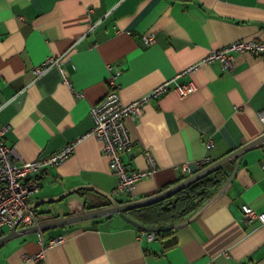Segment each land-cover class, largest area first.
<instances>
[{"label": "crops", "instance_id": "0c3cea01", "mask_svg": "<svg viewBox=\"0 0 264 264\" xmlns=\"http://www.w3.org/2000/svg\"><path fill=\"white\" fill-rule=\"evenodd\" d=\"M249 39L264 42V0H0V138L19 162L75 142L69 159L35 175L40 189L29 201L41 221L108 207L103 193L119 203L150 197L191 176L183 164L196 171L201 159L214 163L262 136L264 56L236 54L231 70L213 62L177 77L211 50ZM49 58L60 62L37 74ZM112 76L125 104L171 81L141 117L127 120L134 142L123 156L127 169L149 170L148 151L157 162L132 198L117 192L91 133V108ZM190 83L195 92L180 96L176 88ZM235 162L224 165L230 174ZM243 205L264 211V145L243 155L218 199L169 235L148 240L112 214L41 230V260L37 232L12 238L0 246V264H264V225L247 221Z\"/></svg>", "mask_w": 264, "mask_h": 264}, {"label": "built area", "instance_id": "2783aa9c", "mask_svg": "<svg viewBox=\"0 0 264 264\" xmlns=\"http://www.w3.org/2000/svg\"><path fill=\"white\" fill-rule=\"evenodd\" d=\"M143 38L147 44H152L156 41L155 36L152 34L144 35ZM243 53L264 56V42L258 39L239 40L233 41L219 49H213L199 63L187 67L177 77L192 74L201 64H211L213 62L220 63L224 70H231L234 67L235 55ZM59 62L60 59L49 58L43 63V68L41 70L36 69V72L40 75L49 68L58 65ZM62 74L64 80L67 81L66 73L62 71ZM170 82V80H167L147 95L125 104L122 102L117 90L116 77L112 76L109 80L108 93L102 101L91 108V115L94 119V127L91 133L103 143V152L109 159L111 170L118 178L117 192L127 195L128 198L133 197L137 183L149 177L157 168V162L148 151L145 155L149 162V170L127 169L123 156L130 153L134 147L127 120L141 117L144 106L151 99L158 98L169 91ZM176 90L180 96L186 97L194 93L196 87L190 83L179 85ZM78 96H82V94L78 93ZM259 117L264 124V111L259 113ZM3 132L4 130L1 131V134ZM211 146L212 143L210 142L208 147ZM74 149L75 142L67 144L47 157L29 162H19L14 148L8 146L0 138V237L5 226L12 228L18 224L19 227L23 226V228L39 227L43 223L29 201V197L40 189V181L35 175L44 168L59 165L69 159ZM212 163L210 157H205L199 161L196 171H193L188 163L182 165V170L192 174ZM242 212L247 221H257L264 225V211L259 212L249 205H243ZM145 235L148 240L157 238L155 232H145ZM37 237L42 250L34 259L41 260L44 257L45 250L44 234L41 230L37 231ZM61 240L62 237L51 239L49 245H54Z\"/></svg>", "mask_w": 264, "mask_h": 264}, {"label": "water", "instance_id": "95a60500", "mask_svg": "<svg viewBox=\"0 0 264 264\" xmlns=\"http://www.w3.org/2000/svg\"><path fill=\"white\" fill-rule=\"evenodd\" d=\"M262 145H264V134L262 136H260L259 138L255 139L254 141H252V142L242 146L241 148L231 152L230 154L226 155L222 159L214 162L213 164L209 165L205 169L193 173L191 176L179 181L175 185H173V186H171V187H169V188H167V189H165V190H163V191H161L155 195H152L150 197H146L143 199H139V200H135V201L127 202V203H119L112 195H108V194L103 193V195L105 197H107L109 200L110 206H108V207L98 209V210H94V211H90L87 213H81L78 215L64 217L62 219H57L54 221L45 222V223H42L39 227L32 226V227L19 228V225L16 224L14 227L11 228V230L6 235L0 237V246H2L4 243L9 241L10 239L15 238V237L20 236V235L25 234V233L37 232L39 230H45V229H49V228H52L55 226L66 225V224L73 223L76 221H81L84 219L97 220L99 217L112 215V214H118L123 220H125L126 222L135 226L137 229H139L141 231H145V232L158 233V232H166V231H171V230L177 229L180 226H183V225L191 222L206 207H208L211 203H213L216 199H218L226 191V189L229 187V185L232 183L233 179L235 178V176L238 172V169L241 165L243 155L246 152H248L250 150H254L256 148H259ZM234 160H236L235 165H234V169L231 172L226 183L223 185V187L210 200H208L204 205H202L191 217H189V218H187L181 222L175 223L171 226L165 227V228H151V227H146V226L140 224L139 222L131 219L126 214V212H128L130 210L146 207V206L152 205L154 203H157L159 201H163L167 198H170L173 195H175L176 193H178L179 191L188 187L193 182L201 179L202 177H204L206 175L211 174L215 170L223 167L227 163L234 161ZM64 196L65 195H62L61 197H58V198L49 199L46 202L56 201L58 199L63 198Z\"/></svg>", "mask_w": 264, "mask_h": 264}, {"label": "trees", "instance_id": "16d2710c", "mask_svg": "<svg viewBox=\"0 0 264 264\" xmlns=\"http://www.w3.org/2000/svg\"><path fill=\"white\" fill-rule=\"evenodd\" d=\"M229 176L230 171L225 170V166H223L193 182L170 198L130 210L126 214L146 227L165 228L171 226L192 216L223 187ZM187 177H181L178 182ZM170 186H164L159 192ZM173 231L158 232L156 235L158 238L164 237Z\"/></svg>", "mask_w": 264, "mask_h": 264}]
</instances>
